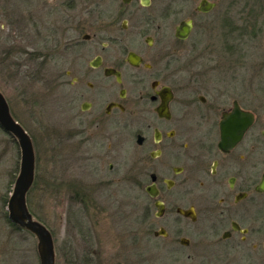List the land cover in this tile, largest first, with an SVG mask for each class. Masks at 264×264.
Returning a JSON list of instances; mask_svg holds the SVG:
<instances>
[{
  "label": "flooded vegetation",
  "instance_id": "flooded-vegetation-1",
  "mask_svg": "<svg viewBox=\"0 0 264 264\" xmlns=\"http://www.w3.org/2000/svg\"><path fill=\"white\" fill-rule=\"evenodd\" d=\"M4 25L0 70L62 89L88 176L103 156L86 146L127 132L148 240L178 264H264V0H15Z\"/></svg>",
  "mask_w": 264,
  "mask_h": 264
},
{
  "label": "rangeland",
  "instance_id": "rangeland-1",
  "mask_svg": "<svg viewBox=\"0 0 264 264\" xmlns=\"http://www.w3.org/2000/svg\"><path fill=\"white\" fill-rule=\"evenodd\" d=\"M14 4L15 0H0V13L5 12L0 23L11 32ZM29 71L25 69L22 75L14 65L1 68L0 89L13 116L36 143V189L29 193V205L34 219L53 235L55 264H178L165 241L148 240L142 232L141 204L134 205L136 192L127 174V132L118 129L107 142L111 149L101 140L86 146L103 156L99 175L88 176L79 151L69 157L62 89L51 91L46 82L25 78ZM20 87L37 93L35 101L20 96ZM74 149L79 150L77 143ZM20 151L0 128V264H40L36 237L9 222L3 201L19 173ZM83 185L89 189L87 193L82 192Z\"/></svg>",
  "mask_w": 264,
  "mask_h": 264
},
{
  "label": "water",
  "instance_id": "water-1",
  "mask_svg": "<svg viewBox=\"0 0 264 264\" xmlns=\"http://www.w3.org/2000/svg\"><path fill=\"white\" fill-rule=\"evenodd\" d=\"M0 128L16 140L20 151L19 173L7 202L8 219L24 231L33 234L38 243L40 264H55V245L49 229L34 219L26 198L34 180L35 156L28 133L11 116L5 98L0 93Z\"/></svg>",
  "mask_w": 264,
  "mask_h": 264
},
{
  "label": "trees",
  "instance_id": "trees-1",
  "mask_svg": "<svg viewBox=\"0 0 264 264\" xmlns=\"http://www.w3.org/2000/svg\"><path fill=\"white\" fill-rule=\"evenodd\" d=\"M31 192V190L28 192V194H27V198H26V202H27V206H28V209H29V211L31 212V214L33 215V217H34V213H33V211L31 210V207H30V205H29V193ZM39 222H41V221H39Z\"/></svg>",
  "mask_w": 264,
  "mask_h": 264
}]
</instances>
